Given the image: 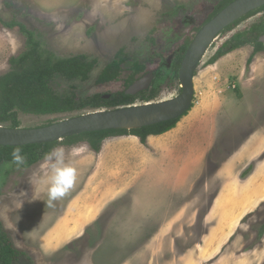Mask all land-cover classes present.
<instances>
[{
  "label": "rangeland",
  "instance_id": "374dc122",
  "mask_svg": "<svg viewBox=\"0 0 264 264\" xmlns=\"http://www.w3.org/2000/svg\"><path fill=\"white\" fill-rule=\"evenodd\" d=\"M222 1L0 0V16L35 31L43 48L58 58L97 60L86 82L57 77L51 87L59 95L86 99L114 93L123 88L133 64L140 63L145 73L159 69L167 78L155 100L161 101L182 92L166 60ZM262 23L264 11L222 33L200 64L189 112L210 107L217 131L206 152L186 148L185 167L167 161L147 142L138 162L140 170L150 166L154 172L139 180L135 162L121 165L115 156L136 152L133 143L120 140L127 136L106 139L100 152L87 141L61 143L77 178L65 196L47 207L45 186L29 183L37 164L0 165V222L26 254L19 264H264V51L249 63L254 48L247 45L207 64L226 41ZM25 49L18 29L0 26V76L11 71L10 60ZM120 50L130 58L122 80L99 85L100 74ZM93 111L19 112L20 127H45ZM190 135L201 139L202 133ZM15 223L17 231L5 227Z\"/></svg>",
  "mask_w": 264,
  "mask_h": 264
},
{
  "label": "trees",
  "instance_id": "16d2710c",
  "mask_svg": "<svg viewBox=\"0 0 264 264\" xmlns=\"http://www.w3.org/2000/svg\"><path fill=\"white\" fill-rule=\"evenodd\" d=\"M233 1L235 0H223L209 18L194 29L195 32L197 33L202 26L208 23ZM261 11H264V7L237 21L223 33L232 31L244 20ZM0 26L8 30L18 29L26 41L25 51L20 56L13 57L10 60L12 67L11 71L6 75L0 76V125L10 128H19L21 125L19 121V112L35 116H47L71 114L82 112L87 109L95 111L115 109L133 106L137 104V102L141 104L153 102L158 99L161 94V89L163 87L161 84L135 96L126 94L128 87L146 72V67L144 65L135 63L131 68L130 77L124 82L123 88L114 93H97L86 99H78L74 94L59 95L51 87L52 82L57 77H61L68 81L86 82L90 79L91 73L97 66V60H90L85 55L58 58L53 52L43 48V44L38 39L35 31L30 30L25 24L16 19L6 21L0 16ZM263 34L264 23L256 24L248 31L236 34L218 48L207 64L214 65L221 58L247 45H251L254 48L253 54L248 61L251 63L256 54L264 51V44L259 41ZM192 39V37L186 38L184 43L178 46L176 51H174L175 59L172 70L175 78L179 76L183 58ZM148 40L155 44L153 35H149ZM129 59L130 58L124 53V50H120L115 59L102 71L97 83L106 86L114 82H120L124 71L123 66ZM108 95L110 96L109 99L106 98ZM187 115L188 112L185 113L184 116ZM182 118L183 117L141 129L87 133L51 144L28 145L24 147H0V165L6 162L14 163L12 152L16 148H20L21 154L26 157L23 166L25 168H30L38 164L46 152L50 151L53 147H57L61 143L73 145L75 143L87 141L94 151L100 152L106 139L119 135L135 136L140 139L142 144H146L150 136H160L173 130ZM24 258H26V254L13 245L9 235L0 222V264H19Z\"/></svg>",
  "mask_w": 264,
  "mask_h": 264
},
{
  "label": "water",
  "instance_id": "95a60500",
  "mask_svg": "<svg viewBox=\"0 0 264 264\" xmlns=\"http://www.w3.org/2000/svg\"><path fill=\"white\" fill-rule=\"evenodd\" d=\"M263 7L264 0H235L201 27L192 39L179 70L182 88L179 96L133 106L96 110L40 128H10L0 125V147L51 144L82 134L141 129L184 117L192 108L196 73L209 49L227 28ZM259 41L264 44V35ZM172 58L168 59V64H171ZM153 78V72L146 74L133 83L126 94L135 96L150 90Z\"/></svg>",
  "mask_w": 264,
  "mask_h": 264
},
{
  "label": "crops",
  "instance_id": "0c3cea01",
  "mask_svg": "<svg viewBox=\"0 0 264 264\" xmlns=\"http://www.w3.org/2000/svg\"><path fill=\"white\" fill-rule=\"evenodd\" d=\"M216 131L217 128L214 110L210 109V107H208L207 110L194 108L187 116H184L176 128L160 136H150L147 142L152 145L154 143V149L159 148V151H163L162 156L166 157L167 161L169 158L174 164L181 165L182 163H185L184 161H186L185 159L188 156V152L185 151L186 148L193 145V147L199 148L200 152H206L207 148H209L210 144H212L214 132L216 133ZM192 133H202L201 139L199 136H197V138L192 137L190 135ZM120 140H123V142L133 143V147L136 152L123 150L121 155L115 153V156L118 157L117 161L120 158L123 160H120V162H122L121 165H123L125 160L129 163L133 160L132 162H135L133 163V174L136 179L140 180V177L144 179L151 178L154 171L150 166L148 169L146 168L145 170H140V163L138 161H140L141 156H145V151L147 150L141 143L140 139L135 136H127L126 138ZM164 161L165 159L161 160L160 164L164 163ZM186 164L187 163H185L184 167Z\"/></svg>",
  "mask_w": 264,
  "mask_h": 264
},
{
  "label": "clouds",
  "instance_id": "9594fccd",
  "mask_svg": "<svg viewBox=\"0 0 264 264\" xmlns=\"http://www.w3.org/2000/svg\"><path fill=\"white\" fill-rule=\"evenodd\" d=\"M13 162L17 165H23L26 157L21 154V149L16 148L12 152ZM77 178L76 169L66 160L65 148L63 146L53 147L46 152L38 162L29 183L35 187L44 185L47 192L48 200L46 206L51 207L53 202L65 196L73 187ZM23 193L22 196H24ZM31 202V201H29ZM22 207V202L18 203V210ZM20 217L17 218L18 222ZM6 228L16 229V223L6 224ZM34 230V229H33Z\"/></svg>",
  "mask_w": 264,
  "mask_h": 264
},
{
  "label": "flooded vegetation",
  "instance_id": "af4514ba",
  "mask_svg": "<svg viewBox=\"0 0 264 264\" xmlns=\"http://www.w3.org/2000/svg\"><path fill=\"white\" fill-rule=\"evenodd\" d=\"M228 6V5H227ZM226 6V7H227ZM228 29V28H227ZM226 31V30H225ZM224 31V32H225ZM264 35V34H263ZM262 35V36H263ZM194 38V37H193ZM173 57L172 58V61H171V64H168V59L170 58V57ZM167 60H166V68H169V69H171L172 68V65H173V63H174V59H175V54L173 53V55H171ZM150 72H153V76H154V78H153V82H152V85H151V88H150V90L152 89V88H154V87H156L158 84H163L166 80H167V78L166 77H164L162 74H161V70H159V69H157V70H155V71H148L147 73H145L144 75H142L141 77H139L137 80H139V79H141V78H143L146 74H148V73H150ZM136 80V81H137ZM135 81V82H136ZM134 82V83H135ZM132 85V84H131ZM130 85V86H131ZM129 86V87H130ZM128 87V88H129ZM149 91V90H148ZM146 92V91H145ZM143 93V92H142ZM141 94V93H140ZM138 95V94H137ZM109 96V95H108ZM107 96V97H108ZM106 97V98H107ZM109 98H110V96H109ZM109 98H107V99H109ZM19 128H21V127H19Z\"/></svg>",
  "mask_w": 264,
  "mask_h": 264
}]
</instances>
